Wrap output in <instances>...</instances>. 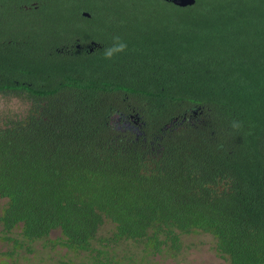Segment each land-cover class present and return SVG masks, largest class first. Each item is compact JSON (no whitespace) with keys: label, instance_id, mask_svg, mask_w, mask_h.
<instances>
[{"label":"trees","instance_id":"16d2710c","mask_svg":"<svg viewBox=\"0 0 264 264\" xmlns=\"http://www.w3.org/2000/svg\"><path fill=\"white\" fill-rule=\"evenodd\" d=\"M0 95L27 103L0 121L14 247L153 264L202 233L264 264V0H0Z\"/></svg>","mask_w":264,"mask_h":264},{"label":"rangeland","instance_id":"374dc122","mask_svg":"<svg viewBox=\"0 0 264 264\" xmlns=\"http://www.w3.org/2000/svg\"><path fill=\"white\" fill-rule=\"evenodd\" d=\"M27 109V103L19 98L0 95V121L21 116ZM6 204L5 199H0V210ZM58 232H52L49 239L55 240ZM182 249L175 257L153 259V264H225L215 252L214 240L211 236L202 233L184 235ZM26 247H14V243L5 241L0 233V264H80L88 258L86 252L68 251L59 244H50L46 241L35 242ZM117 255L122 257L132 255L133 261L138 262L139 250L124 243L117 248ZM11 253V254H8ZM86 256V257H85ZM124 260V259H123Z\"/></svg>","mask_w":264,"mask_h":264},{"label":"clouds","instance_id":"9594fccd","mask_svg":"<svg viewBox=\"0 0 264 264\" xmlns=\"http://www.w3.org/2000/svg\"><path fill=\"white\" fill-rule=\"evenodd\" d=\"M128 48V42L123 39L120 35H113L111 38V43L104 47L103 49V57L105 59H112L117 54L123 53ZM232 126L234 128L240 127V122L233 121Z\"/></svg>","mask_w":264,"mask_h":264},{"label":"water","instance_id":"95a60500","mask_svg":"<svg viewBox=\"0 0 264 264\" xmlns=\"http://www.w3.org/2000/svg\"><path fill=\"white\" fill-rule=\"evenodd\" d=\"M165 2H171L175 6L178 7H188L192 6L195 3V0H163ZM84 16H88V14L84 13Z\"/></svg>","mask_w":264,"mask_h":264}]
</instances>
